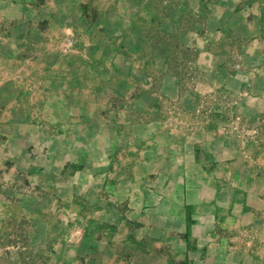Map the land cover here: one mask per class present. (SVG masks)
<instances>
[{
    "label": "crops",
    "instance_id": "obj_1",
    "mask_svg": "<svg viewBox=\"0 0 264 264\" xmlns=\"http://www.w3.org/2000/svg\"><path fill=\"white\" fill-rule=\"evenodd\" d=\"M174 46L208 92L226 93L185 134L158 108L170 96L188 120L201 106ZM103 103L170 127L152 134L125 114L119 132L121 112H107L113 155L86 178L82 141L96 137ZM7 160L0 264H264V0H0V167ZM14 218L30 223L23 252L3 237Z\"/></svg>",
    "mask_w": 264,
    "mask_h": 264
},
{
    "label": "rangeland",
    "instance_id": "obj_2",
    "mask_svg": "<svg viewBox=\"0 0 264 264\" xmlns=\"http://www.w3.org/2000/svg\"><path fill=\"white\" fill-rule=\"evenodd\" d=\"M173 52L174 54V58H173V61H172V64L174 66V68H177L179 69L181 72V74L184 76V78L186 79V85L185 87L187 89H193V91H200L201 90V94H202V98H201V106H199V108H197L195 110V112H193V114H195V116L191 119H188V120H184L183 116H181L180 114L183 113V109L181 106L177 105V100H172L170 96L168 97H161L163 98L162 101L160 102L161 104L158 106L160 112L162 110H164V113L166 114H169V115H172L173 119H171L170 121H156L155 122V119H150L148 120V118H144V116L140 115V118H142V120H140V118L136 117V113H138V109L135 110L134 108V104L130 103V104H117L115 106V104H113L112 106L110 105H105L106 103H103L102 105H98L99 108H102L99 109V113H101L100 115H103L102 116V120H99V121H93V129L95 130V132H97V135L95 138L91 137V136H88V138H86V141H82V143L86 146H88L89 149L88 150V153L86 154L87 158H86V161H87V165L84 167L85 170H86V174L83 176H86V178H89V174H91L95 169L94 167L96 165H99V163H102L103 161H106L108 160L107 156H111L113 155V152L110 151L111 149L109 150H106V148H111V147H108L111 145V142L109 143V139L106 138V136L102 133L101 130L105 129L106 131H109V130H114V127L115 125H118L117 126V129L119 132L123 131L124 130V126H122L121 124H125V120H123L124 116H126L125 114H127V116H129L130 118H132V122H130V124L133 126L135 124H139L141 125V127H143L145 130L150 131L152 134L154 131L152 130H155V129H162L163 128H169L170 123H173L174 124H171L172 125V128L173 130H175L174 128H176L178 131H180L181 134H185L186 132V129L182 128V124L183 123H187L189 124V128H196L197 125H201L203 122L201 121V118L199 116L201 115H205V113H209L210 111V108L212 107V103L215 102L216 99H218V97H222L224 96L226 93L223 91V89L221 90H217L216 87L213 89V91L211 90L210 92L207 91V89L205 88V85L207 82H208V79L206 78H202L201 74L199 73L200 70L196 67L195 64L191 63L190 61V54L185 56V52L184 50L179 47V46H174L173 47ZM171 64V65H172ZM89 80V79H88ZM155 83V81H154ZM153 83V84H154ZM154 86V85H153ZM205 88L206 91H204V93H202V89ZM216 89V90H215ZM149 91L154 94V95H157L159 96V91H158V88L156 87H152L149 89ZM160 98V96H159ZM132 102H134V100L132 99ZM106 108H107V111H106ZM109 108V109H108ZM112 110H118L119 112H121L120 114L122 115H117L118 117V120L119 123L113 125L111 122H109L110 124L112 125H106V114L107 112H110ZM106 111V112H105ZM123 111V112H122ZM163 112V111H162ZM199 115V116H198ZM142 116V117H141ZM103 118H105V120H103ZM235 121H231L230 124L234 123ZM68 123V122H67ZM71 125L73 126L74 124L72 122H70ZM197 124V125H196ZM77 125V124H75ZM74 125V126H75ZM90 125V124H89ZM130 125V127H131ZM161 126V127H160ZM229 126V125H228ZM235 125H230V128H234ZM158 127V128H157ZM96 128V129H95ZM128 129V127H127ZM52 131V134L55 133L57 134V128H54V129H51ZM184 131V132H183ZM59 132V131H58ZM61 133H64V132H61ZM69 134V133H68ZM132 134V133H131ZM144 135H142L138 140L140 139H143L145 141L149 140L151 138V135L149 133V135L147 136V133H144ZM177 134L178 136H173V135H169L170 138L168 139H171V142L176 144L178 141H183L184 138L181 137L178 133H175ZM239 134H240V131H239ZM126 137V136H125ZM126 139V138H125ZM131 139L132 141H134L135 139V136L131 135ZM157 139V138H156ZM137 140V141H138ZM122 141L124 142L125 140H122V138H120L117 142H118V150L121 148V145H122ZM129 141H131L129 139ZM126 142V141H125ZM152 142H154V137L152 136ZM109 144V145H107ZM97 146H102L101 148H105V151H101V152H91L90 151V147L93 146V148H97ZM93 150V149H91ZM125 149L123 148L122 151H117V153H115V158L117 160L120 161V163H122L123 161V153L125 152L124 151ZM107 151H110V152H107ZM133 151V149H132ZM118 154V155H117ZM168 156V155H167ZM14 162H11L9 160H7L6 162L3 163V168L0 167V179L2 180V178L4 177V174L8 173L7 171L9 170V168L11 167V165L13 164ZM120 169L118 170H112L113 173L115 174H119V171ZM83 171V170H82ZM8 175V174H7ZM112 178V177H111ZM112 180H114L112 178ZM109 185H104V188L102 190V193H106L107 194V187ZM30 223L29 221H25L24 219H10L8 222H6L4 224V228H5V232L3 233V237H6L9 239V242L11 243H14L15 244V248H12L11 250H13L14 252L15 251H18V252H23L25 251L26 249V246L29 242V231L27 232V230L30 228L29 227Z\"/></svg>",
    "mask_w": 264,
    "mask_h": 264
}]
</instances>
